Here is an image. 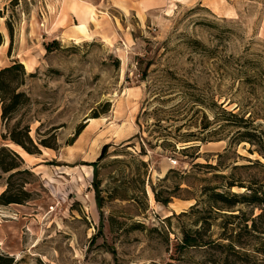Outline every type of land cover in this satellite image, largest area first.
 <instances>
[{"label": "rangeland", "instance_id": "374dc122", "mask_svg": "<svg viewBox=\"0 0 264 264\" xmlns=\"http://www.w3.org/2000/svg\"><path fill=\"white\" fill-rule=\"evenodd\" d=\"M179 1L137 16L0 0V70L22 63L3 80L25 93L8 120L0 100V147L32 172L12 178L31 199L0 205L15 264H264V206L219 209L204 192L264 185V0ZM70 5L88 17L60 28ZM14 126L55 148L29 157L3 138Z\"/></svg>", "mask_w": 264, "mask_h": 264}, {"label": "trees", "instance_id": "16d2710c", "mask_svg": "<svg viewBox=\"0 0 264 264\" xmlns=\"http://www.w3.org/2000/svg\"><path fill=\"white\" fill-rule=\"evenodd\" d=\"M2 42L3 35L0 32V46ZM18 66H22V63L17 62L11 66L5 67L0 70V100L2 102L3 120L10 119V115H12L13 109L21 103L20 98L25 95L24 92H17V86H14L13 81H9V83L5 84V81L3 80L4 75L12 73L14 69H16ZM232 115L236 116L235 113H232ZM247 120L249 119L243 118L244 122H247ZM3 138L6 140H11L14 144L21 146L29 154H40L42 151L40 145L55 148L54 145L47 142L46 139L36 141L30 135V128L26 126L22 129L19 128V126H14L12 130L8 131L6 135H3ZM256 144L259 147L258 152L264 157V142H258ZM190 147L193 146H189L182 149V152L188 151ZM108 148L109 144H105L102 153L98 158V161H101L106 156ZM16 159H20L24 163V159L20 156V154L17 151L13 150L10 146L0 147V169L4 172H12L9 175L7 187L0 194V205L24 204L26 201H29L31 199V194L28 190H26L25 185L23 183L18 185L12 182V178L19 173H32L31 170L27 167L20 169L22 165L19 164ZM141 163L142 165L146 166L145 161L141 160ZM195 165L201 166L203 164L196 163ZM169 172L167 173V175L169 174ZM93 184L98 204L100 207H102L103 196H101L102 189L98 167L96 168L95 181L93 182ZM233 186H235L234 182H228L227 184H225V187H227L228 189H231ZM247 187L251 190L247 193L231 192L230 190L218 192L215 191L217 187L210 186H205L204 192L211 191L209 192L210 194H208L209 200L213 201L214 203H221V207H216L219 209L228 208L227 210H229L230 208L234 207L237 203L244 201L258 202L259 204L264 206V185H262L260 188H252L251 186ZM14 188L17 190L13 191ZM155 196L157 197L158 201H163L165 204L171 201L170 197L166 199H161L158 192L155 193ZM197 204L198 202L192 205V207L196 206ZM184 245L188 246L194 244L188 238H186L184 241ZM0 264H15V258L14 256H11L8 253L0 251Z\"/></svg>", "mask_w": 264, "mask_h": 264}, {"label": "crops", "instance_id": "0c3cea01", "mask_svg": "<svg viewBox=\"0 0 264 264\" xmlns=\"http://www.w3.org/2000/svg\"><path fill=\"white\" fill-rule=\"evenodd\" d=\"M180 2L179 0H107L108 3V8L109 9H114L121 14H126V12H132L139 16V14H151L155 10L166 8L169 6L170 3L172 2ZM100 3L97 4V7H99ZM99 10V9H98ZM101 12H105L104 10H101ZM114 16V15H113ZM60 17H64V24L62 26H59L60 28H64L65 24H69L71 20H79L83 18H87L88 16L84 13L78 15L71 9V5L67 8L66 12L61 13ZM78 21V22H79ZM88 23H93L92 21ZM89 31V30H88ZM31 157L33 156L32 154H29ZM24 159L27 161V159L24 157Z\"/></svg>", "mask_w": 264, "mask_h": 264}, {"label": "bare ground", "instance_id": "6f19581e", "mask_svg": "<svg viewBox=\"0 0 264 264\" xmlns=\"http://www.w3.org/2000/svg\"><path fill=\"white\" fill-rule=\"evenodd\" d=\"M76 40H77L78 42L81 41L80 39H76ZM6 42H7V41H6ZM6 42H5V44H6ZM92 120H93V119H92ZM19 148H20V147H19ZM19 150H20V149H19ZM19 150H18V151H19ZM22 154H24V155H28L27 153H24V152H23ZM22 156H23V155H22ZM28 156H29V155H28ZM29 157H31V156H29ZM31 159H32V158H31Z\"/></svg>", "mask_w": 264, "mask_h": 264}, {"label": "built area", "instance_id": "2783aa9c", "mask_svg": "<svg viewBox=\"0 0 264 264\" xmlns=\"http://www.w3.org/2000/svg\"><path fill=\"white\" fill-rule=\"evenodd\" d=\"M172 162L175 164V163H177V161L176 160H172Z\"/></svg>", "mask_w": 264, "mask_h": 264}]
</instances>
